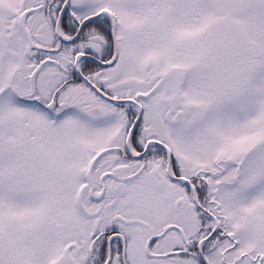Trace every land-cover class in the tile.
<instances>
[{"label": "snow or ice", "instance_id": "snow-or-ice-1", "mask_svg": "<svg viewBox=\"0 0 264 264\" xmlns=\"http://www.w3.org/2000/svg\"><path fill=\"white\" fill-rule=\"evenodd\" d=\"M0 264H264V0H0Z\"/></svg>", "mask_w": 264, "mask_h": 264}]
</instances>
